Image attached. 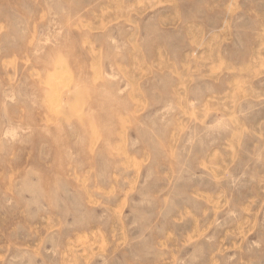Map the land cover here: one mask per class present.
<instances>
[{
  "label": "rangeland",
  "instance_id": "obj_1",
  "mask_svg": "<svg viewBox=\"0 0 264 264\" xmlns=\"http://www.w3.org/2000/svg\"><path fill=\"white\" fill-rule=\"evenodd\" d=\"M0 264H264V0H0Z\"/></svg>",
  "mask_w": 264,
  "mask_h": 264
}]
</instances>
